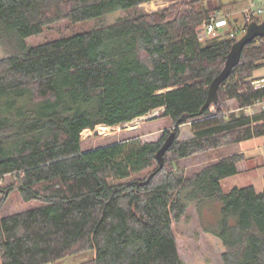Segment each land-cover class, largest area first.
<instances>
[{
	"label": "trees",
	"instance_id": "1",
	"mask_svg": "<svg viewBox=\"0 0 264 264\" xmlns=\"http://www.w3.org/2000/svg\"><path fill=\"white\" fill-rule=\"evenodd\" d=\"M158 1L0 0L1 264H49L87 253L93 256L81 264H185L175 223L193 203L214 200L221 219L212 234L225 248L223 264H264V191L222 189L245 160L234 147L264 138V109L246 112L264 100L253 78L264 67V38L245 47L219 102L204 110L239 40L231 37L237 21L229 20L223 37L200 41L199 29L222 3L168 0L156 13L142 9ZM120 10L131 15L99 22ZM94 19L92 30L26 44L48 26ZM159 108L172 123L163 139L84 148V131ZM186 125L192 136L181 141ZM173 132L160 169L156 155ZM213 152L217 158L200 166L183 164ZM7 176L11 183L3 186ZM13 193L42 205L6 213Z\"/></svg>",
	"mask_w": 264,
	"mask_h": 264
},
{
	"label": "rangeland",
	"instance_id": "2",
	"mask_svg": "<svg viewBox=\"0 0 264 264\" xmlns=\"http://www.w3.org/2000/svg\"><path fill=\"white\" fill-rule=\"evenodd\" d=\"M223 4L222 11L232 16L233 21H237L238 24H243L242 10L245 7L244 0H215ZM156 10H153L151 6H142V9L148 13H156L166 8L170 3L168 0H161L154 2ZM133 14V12H132ZM131 15L127 11H117L103 18L100 23L109 24L115 22L118 18ZM97 19L89 20L83 23L72 24L68 21L59 22L57 24L48 26L44 32L26 39L28 46L39 45L54 39L63 37H69L73 34L86 32L92 30L99 23ZM228 27V28H227ZM224 32L229 30V22H224ZM217 36L223 37V34L219 31ZM5 57L3 49L0 47V60ZM264 74V69L261 70ZM231 109L239 111L241 109L236 107L235 102L231 101ZM213 110V107H212ZM258 110H248L246 112L251 113ZM164 108H159L155 112H151V115L156 113L155 116L147 120H134L132 122L110 127L107 125H99L95 130L88 129L82 135L83 146L85 149L96 148L104 146L122 139L129 137L139 138L141 142H157L165 137V134L170 129L172 130V123L168 118L162 116ZM192 136L190 126H182L180 128L181 141L187 140ZM235 146V150H236ZM234 151V150H233ZM231 150L225 151L223 154H229ZM218 152L202 156L200 159L184 162L190 168H194L201 161H211L217 158ZM193 164V165H192ZM262 161H242L238 167L240 170L239 175L230 177L222 181L223 192H229L233 188L253 186L256 180H260L259 176L262 170ZM203 165V164H202ZM200 166V164L198 165ZM3 186L11 183V176L5 177L2 182ZM40 201L23 202L17 193H13L9 201L4 207L6 213H18L30 208H36L41 206ZM2 215H5L3 213ZM221 219V202L219 200L207 201L201 205L193 203L185 217L178 223H175V232L177 234L179 251L185 264H223L222 254L225 252V248L218 237L212 234V231L219 228ZM93 254H81L72 256L66 259L57 261L56 263L49 264H81L86 260H89ZM1 264V260H0Z\"/></svg>",
	"mask_w": 264,
	"mask_h": 264
},
{
	"label": "built area",
	"instance_id": "3",
	"mask_svg": "<svg viewBox=\"0 0 264 264\" xmlns=\"http://www.w3.org/2000/svg\"><path fill=\"white\" fill-rule=\"evenodd\" d=\"M244 2H245V7L242 10L244 22L241 25L234 22L235 27H232L231 29L232 38L237 37L240 39L246 33L247 27L250 23L255 21L258 23H262L264 21V0H244ZM229 20L233 21L232 16L230 14L226 15L222 10L217 11L199 29L198 32L199 40L205 41L206 39L209 38L220 37L217 36V33L220 31L221 34H223V30L226 29L224 28V22L225 23L226 21L229 22ZM254 84L256 88L264 87V78L257 80ZM258 109L259 110L264 109V100L258 101L253 107H251L250 110H258ZM152 112H155V110ZM155 115L156 113L151 115L150 112L147 115L143 117H139L135 120H144V119L147 120Z\"/></svg>",
	"mask_w": 264,
	"mask_h": 264
},
{
	"label": "water",
	"instance_id": "4",
	"mask_svg": "<svg viewBox=\"0 0 264 264\" xmlns=\"http://www.w3.org/2000/svg\"><path fill=\"white\" fill-rule=\"evenodd\" d=\"M145 6H147V4ZM149 6H151L153 10H156V5L154 2L150 3ZM258 38H264V21L262 23H258L256 21L250 23L247 27L246 33L233 44L231 51L228 54L224 69L213 80L209 87L208 97L203 108L204 110L212 104L219 102V88L221 84L228 78L231 71L240 63L245 47L253 43ZM175 138L176 134L174 132L171 133L156 155L160 169L164 166L165 154L172 146Z\"/></svg>",
	"mask_w": 264,
	"mask_h": 264
},
{
	"label": "crops",
	"instance_id": "5",
	"mask_svg": "<svg viewBox=\"0 0 264 264\" xmlns=\"http://www.w3.org/2000/svg\"><path fill=\"white\" fill-rule=\"evenodd\" d=\"M263 69H264V67L259 69V70H256L253 73V78L254 79L264 78V74L261 72V70H263ZM235 152L244 154L246 161H257V160L262 161L261 166H259V167H262V170H261V173L259 176L260 180L259 179L256 180L254 182L253 186H254L256 192H258V193L263 192L264 191V138L258 137V138H253V139L241 142L239 145H237ZM238 169H239V167H238ZM238 171H240V170H238ZM239 174L240 173H238L237 175H239ZM237 175H235V176H237ZM235 176H232V177H235Z\"/></svg>",
	"mask_w": 264,
	"mask_h": 264
}]
</instances>
